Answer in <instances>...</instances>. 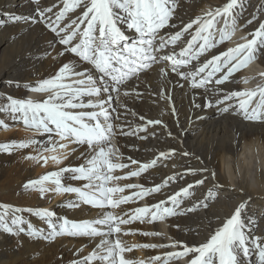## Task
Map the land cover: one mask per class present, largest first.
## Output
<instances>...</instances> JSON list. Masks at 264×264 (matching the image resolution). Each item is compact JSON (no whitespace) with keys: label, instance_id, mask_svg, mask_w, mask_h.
<instances>
[{"label":"snow or ice","instance_id":"obj_1","mask_svg":"<svg viewBox=\"0 0 264 264\" xmlns=\"http://www.w3.org/2000/svg\"><path fill=\"white\" fill-rule=\"evenodd\" d=\"M34 14L5 13L0 27L23 24L31 28L41 25L53 34L40 51L29 52L37 59L51 58L59 63L57 70L35 82L9 80V87H21L39 93L42 98H17L4 94L0 104V128L22 123L34 135L25 139L0 142V153L13 154L34 148L25 159L37 164L64 165L69 156L79 151V164H67L28 179L22 188L45 198L49 193L75 194L63 202L68 210L82 205L100 210L95 218L73 219L58 215L48 207L13 206L0 203V230L19 236L26 232L33 240L47 242L59 237L99 238L94 249L80 256L86 245L76 249L77 258L69 264H264V235H256L258 219L247 212L248 201L239 202L223 219H209L210 231L203 241L188 242L159 230L132 227L149 226L169 218L184 217L207 209L215 202L223 187L216 182L217 173L209 166L194 167L187 161H203L195 153L181 150L183 134L177 109L170 107L176 117L172 125L159 118H148L134 108L133 101L151 93L171 101V90L164 88L152 93L147 82L158 67L160 79L169 81L175 75L173 87L188 84L192 93L202 90L206 103L202 107L214 114L234 113L250 122H264V82L242 90L226 87L247 84L239 79L241 70L264 53V5L244 17V0H224L202 15L183 21L176 15L179 0H55L44 6L42 0H30ZM244 18V23L240 20ZM176 21H179L177 23ZM255 25V27H252ZM249 29L237 43L231 41L238 30ZM27 29L14 34L15 40ZM226 43L231 46H225ZM59 48V50H57ZM54 53V54H53ZM64 57H68L64 60ZM264 78V72L260 73ZM141 85L145 91H141ZM189 117V124L206 120L207 115ZM132 117V119H129ZM134 121H136L134 123ZM163 128L174 145L147 160L125 157L113 143L116 136L137 137L141 141L158 138L155 130ZM175 128V133L172 128ZM238 135V134H237ZM39 137V138H38ZM75 145L76 147H72ZM180 156L186 163L162 177L149 181L150 170L165 165ZM130 166H135V170ZM117 170H127L124 175ZM142 177L143 183H124ZM66 180L83 182L79 186ZM209 181H212L210 184ZM173 185L179 187L173 190ZM204 187L202 199H196V189ZM147 198L150 203H143ZM189 201H195L189 204ZM135 205V206H130ZM120 210L119 212L115 210ZM29 216L38 217L44 227L34 224ZM215 223V227H213ZM173 227L179 229L180 225ZM190 231V230H189ZM158 237L168 243H127L129 235ZM198 234V232H197ZM173 249L147 259L130 258L134 249ZM255 257L254 262L252 258Z\"/></svg>","mask_w":264,"mask_h":264},{"label":"bare ground","instance_id":"obj_2","mask_svg":"<svg viewBox=\"0 0 264 264\" xmlns=\"http://www.w3.org/2000/svg\"><path fill=\"white\" fill-rule=\"evenodd\" d=\"M55 2V0H42L44 6ZM244 17L250 16L260 5H264V0H244ZM224 0H179V6L176 15L187 22L191 18L202 15L216 6L222 5ZM13 14H34V5L30 0H0V17L7 21L5 13ZM260 18L264 19V12L260 13ZM179 23V21H176ZM244 23V18L240 20ZM252 27H255L253 25ZM27 29L19 38L10 40L14 34ZM249 29L238 30L231 41V45L238 42L239 38L246 34ZM53 34L46 31L43 26L35 25L28 28L27 25L9 24L6 27H0V104L6 103L3 99L4 94H11L17 98L31 97L41 99L39 93L25 90L21 87H9L6 82L9 80L19 81L23 85L25 82H35L36 80L47 77L50 73L57 70L59 63L51 58L37 59L35 56H29L32 51H40L45 47V41L51 39ZM226 43L225 46H231ZM59 50V48H57ZM54 54V53H53ZM67 60L68 57H64ZM158 67L154 68L151 75L147 76V82L151 86L152 93H159L164 88L171 90V101L161 99L159 95L151 93L145 94L141 101L131 102L129 107L134 108L141 114H146L148 118H159L161 112H165L163 119L172 125L176 118L170 112V107L174 105L177 109L180 124L182 128L191 130L183 134L184 143L178 147L181 150H187L195 153L203 161L201 164L196 159L187 161L194 167L209 166L217 173L216 182L223 187L219 190L218 199L210 202L207 209H201L196 213L184 217L169 218L162 223L144 226L138 223L132 227L145 228L147 230H159L167 233L169 237H175L188 242L203 241L210 231L208 221L215 216L223 219L234 207L242 201L247 200V212L254 215L259 223L256 235H264V122H250L244 120L242 115L234 113L223 116L214 114L211 110L202 107L201 110H194L191 107L192 95L197 96L196 103L202 106L206 103L202 90L192 93L188 84L180 81L183 87L175 86L177 77H170L169 81H162L159 76ZM264 72V53L250 63L245 69L241 70L239 79L247 77V84L227 85L226 87L236 90L252 88L255 85L264 82L260 73ZM140 90L145 88L141 85ZM196 115H207L206 120L195 121L189 124V117ZM0 118H4L0 114ZM132 119V117H129ZM136 121H134L135 123ZM155 130L158 138H150L147 141H141L137 137L116 136L113 143L120 148L125 157L133 159L147 160L154 156L158 150H166L170 145H174L171 138L167 137L166 130L163 128H150ZM175 133V128H172ZM238 134V135H237ZM34 133L24 127L22 123H17L7 129L0 128V142H7L13 138L25 139L33 136ZM39 138V137H38ZM72 147H76L72 145ZM81 148L79 151H83ZM34 148L23 149L13 154L0 153V203H9L13 206L23 207H48L58 215H67L73 219L95 218L100 210L92 206L82 205L80 209L68 210L62 207L64 201L74 199L75 194L69 198H60L62 194L49 193L45 198L32 191H25L22 185L28 179H35L47 171L54 170L67 164L83 163V160H76L79 151L69 156L64 165H55L51 161L47 165L25 159ZM186 163L180 156L175 157L171 163L166 166L161 164L154 171L150 170L148 174L149 181L159 180L167 174L173 172V164L177 165L175 171H182L179 165ZM135 170V166H130ZM127 170H117L116 174L124 175ZM142 177H133L127 180H121L120 183H143ZM74 186H79L83 182L66 180ZM211 184L212 181H209ZM173 190L179 185H173ZM205 188L200 187L195 191L196 199H202ZM55 202L50 204V199ZM60 198V199H59ZM195 201H189V204ZM143 203H150L145 198ZM135 206V205H130ZM119 212L120 210H115ZM34 224L44 227L43 222L34 216L25 214ZM179 224L177 229L173 225ZM215 227V223L212 225ZM190 230V231H189ZM198 232V234H197ZM129 243H168L169 241L158 237H142L141 235H129L123 237ZM99 238L89 241L88 238L59 237L55 241L47 242L43 240H33L25 233L15 236L6 234L0 230V264H69L73 258H77L76 249L86 245L80 256L90 253ZM173 249H134L128 253L130 258L147 259L150 256L158 255L163 251ZM255 257L252 258L254 262ZM99 264V262H93ZM176 264H186V261H178Z\"/></svg>","mask_w":264,"mask_h":264},{"label":"rangeland","instance_id":"obj_3","mask_svg":"<svg viewBox=\"0 0 264 264\" xmlns=\"http://www.w3.org/2000/svg\"><path fill=\"white\" fill-rule=\"evenodd\" d=\"M1 18V17H0ZM70 197V195H68V194H66V193H63V195L60 197L61 199L62 198H64V197H66V198H69ZM59 198V199H60ZM55 202V200H54V198L52 197L51 199H50V204H53Z\"/></svg>","mask_w":264,"mask_h":264}]
</instances>
